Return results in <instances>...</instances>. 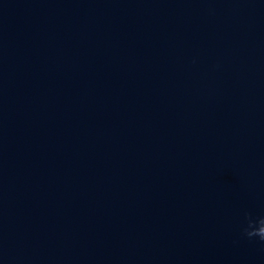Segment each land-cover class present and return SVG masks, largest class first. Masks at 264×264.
Listing matches in <instances>:
<instances>
[{
    "label": "water",
    "instance_id": "1",
    "mask_svg": "<svg viewBox=\"0 0 264 264\" xmlns=\"http://www.w3.org/2000/svg\"><path fill=\"white\" fill-rule=\"evenodd\" d=\"M264 0H0V264H264Z\"/></svg>",
    "mask_w": 264,
    "mask_h": 264
},
{
    "label": "clouds",
    "instance_id": "2",
    "mask_svg": "<svg viewBox=\"0 0 264 264\" xmlns=\"http://www.w3.org/2000/svg\"><path fill=\"white\" fill-rule=\"evenodd\" d=\"M245 221L242 235L249 240L257 239L264 243V216L253 217L250 213H245Z\"/></svg>",
    "mask_w": 264,
    "mask_h": 264
}]
</instances>
